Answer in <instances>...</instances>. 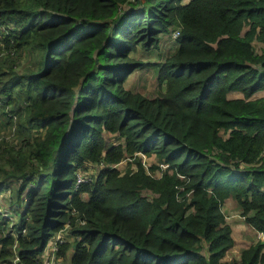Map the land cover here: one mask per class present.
<instances>
[{
	"label": "trees",
	"instance_id": "trees-1",
	"mask_svg": "<svg viewBox=\"0 0 264 264\" xmlns=\"http://www.w3.org/2000/svg\"><path fill=\"white\" fill-rule=\"evenodd\" d=\"M165 34L175 47L162 60L129 56ZM146 66L151 97L123 86ZM2 73L0 131L14 136L0 138V193L16 182L18 223L7 233L0 211V262L15 243L17 264H38L67 223L65 264L264 262L260 240L225 258L221 211L231 199L264 232V0H0ZM126 157L134 168L118 172ZM87 163L99 168L78 182Z\"/></svg>",
	"mask_w": 264,
	"mask_h": 264
},
{
	"label": "rangeland",
	"instance_id": "rangeland-1",
	"mask_svg": "<svg viewBox=\"0 0 264 264\" xmlns=\"http://www.w3.org/2000/svg\"><path fill=\"white\" fill-rule=\"evenodd\" d=\"M183 2H186L188 0H182ZM175 47V43L173 39L171 38L170 34H165V35H160L159 41L157 42V45L155 47H149L148 49L143 48L141 44H137L135 46V49L131 52H129V56L132 58H135L137 60H142L144 62H158L159 60H162L164 56L167 54H170L173 52ZM261 47V44L257 41L254 43V48L255 50H259ZM8 57V64L12 67V70L19 72L20 70H24V68L27 66L29 62H27V57L24 53H21L20 56L17 55L15 52L12 53ZM8 77L7 73H2L0 74V81L5 80ZM155 71L153 67L146 66L143 68H138L134 69L131 73L128 74L126 80L123 82V86L125 88H129L132 91L138 92L142 95L145 96H155L159 91H161V88L157 86L156 80H155ZM264 96V91H257L253 96ZM14 124H12L10 127L5 126L4 129L0 131V138L4 137L6 140L13 139V127ZM222 136H225L226 134L220 132ZM102 136L105 140L106 143L108 142H113L116 143L117 140L113 136V134L108 133V132H103ZM135 159H138L141 163L144 165L151 164V163H156V159L154 158L153 155L146 156V155H139L136 156ZM134 160L130 157H126L125 159L123 158L121 161H119L117 164H115V169L120 172L123 171L127 166H131L134 168L133 164ZM99 168V165L97 164H86L85 167L77 172V180L78 182H84V183H89L92 181V176L95 175L96 170ZM155 174L158 175V171H155ZM7 188L0 193V211L3 213V216L8 220V225H7V233H11L12 236H14V231L13 227L17 226L18 223V212H15V207L13 205V202L16 199V194H15V186L16 182H7ZM143 195H151L148 191H144L142 193ZM84 197L85 194H82ZM228 203L230 205L228 206L230 210L233 209V207L236 209V204L234 203L233 200L229 199ZM233 211V210H232ZM223 214H228V210L224 209ZM75 216V215H74ZM225 218V216H224ZM78 224L79 221H77ZM69 224H65V226L62 229H59L60 231V238L61 240H67L71 239L70 238V233H69ZM57 232L53 233L56 234ZM47 240L45 245H48V242L51 241L52 236ZM243 233L239 234H232L234 243L232 245V248H230L229 251L226 252L225 256L226 258L232 257V254L234 253L235 256L237 257L239 250L241 248L247 247L248 245L253 243V240L251 238H243L241 239V235ZM246 235V234H245ZM11 251L12 255L7 259L6 262H0V264H17L16 263V257H15V251H16V245L13 243L11 246ZM70 252V248L68 249V253ZM39 261H42V258L39 259ZM39 262V264H40ZM65 264V263H62Z\"/></svg>",
	"mask_w": 264,
	"mask_h": 264
},
{
	"label": "built area",
	"instance_id": "built-area-1",
	"mask_svg": "<svg viewBox=\"0 0 264 264\" xmlns=\"http://www.w3.org/2000/svg\"><path fill=\"white\" fill-rule=\"evenodd\" d=\"M177 34H178V32L176 30H174L172 36L175 37ZM137 154L140 155L141 153H137ZM141 155H143V154H141ZM160 165L162 167L165 166L164 164H160ZM236 215L239 216L241 220H243V216H241L239 212ZM225 216L227 217L228 214L227 215L225 214ZM58 231H60V230H58ZM58 231H56L57 232L56 234H53L51 241L48 242V245L44 246V249L42 251V253H43L42 261L40 262V264H62V258L56 255L57 254L56 244L58 242L62 241ZM254 232H255L256 240L264 241V232L255 231V230H254Z\"/></svg>",
	"mask_w": 264,
	"mask_h": 264
},
{
	"label": "crops",
	"instance_id": "crops-1",
	"mask_svg": "<svg viewBox=\"0 0 264 264\" xmlns=\"http://www.w3.org/2000/svg\"><path fill=\"white\" fill-rule=\"evenodd\" d=\"M228 201H229V199H226L223 202V204L221 206V210H222V212H223L224 209L228 210V216L226 217L225 214H224V216H225L226 222L231 225L232 234H239V233L242 232L243 234L241 235V239H243V238H248V239L251 238L253 240V242H254L256 240L254 230L250 226L245 224L243 222V220H241L240 217L236 215L238 213V209L237 208L235 209L233 207V209H232L233 211L229 209L228 206L230 205V203H228ZM232 257L237 258L238 255L236 257L235 254L233 253ZM225 258H226V256H225ZM262 264H264V262Z\"/></svg>",
	"mask_w": 264,
	"mask_h": 264
}]
</instances>
